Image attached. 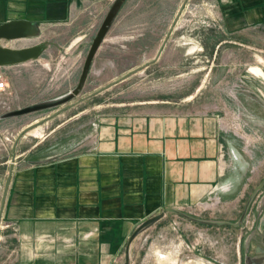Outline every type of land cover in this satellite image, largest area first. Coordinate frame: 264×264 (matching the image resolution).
I'll use <instances>...</instances> for the list:
<instances>
[{"label": "crops", "instance_id": "obj_1", "mask_svg": "<svg viewBox=\"0 0 264 264\" xmlns=\"http://www.w3.org/2000/svg\"><path fill=\"white\" fill-rule=\"evenodd\" d=\"M129 1L134 6L131 15L141 0ZM212 1L229 36L225 43L264 50V0ZM92 2L0 0V25L26 20L43 29ZM169 2L152 0V7L145 9L141 34L127 45L136 58L128 76L143 72L163 76L168 69L165 41L173 22ZM156 12L160 21L150 23L149 17ZM124 16L123 12L116 19L114 35L121 34ZM30 42L3 40L0 44L21 49L35 45ZM103 47L91 69L103 59ZM247 62L241 59L240 65ZM252 71L263 75L259 68ZM254 89L260 88L255 85ZM165 103L153 102L144 111L99 120L82 133L69 155L36 157L35 165L9 169L8 216L25 242L19 255L32 258L19 264H105L106 256L115 253L137 226L167 209L217 207L230 222L240 216L241 205L264 178V121L257 120V115L250 117L249 128H241L238 136L230 128L226 103L189 107L191 111ZM252 121L260 123V129Z\"/></svg>", "mask_w": 264, "mask_h": 264}, {"label": "rangeland", "instance_id": "obj_2", "mask_svg": "<svg viewBox=\"0 0 264 264\" xmlns=\"http://www.w3.org/2000/svg\"><path fill=\"white\" fill-rule=\"evenodd\" d=\"M116 2L93 0L43 29L35 25L36 34L26 39L33 41L30 44H46L43 55L11 68L0 66L7 83L6 91H0V264L32 259L19 255L25 242L16 222L8 216L6 185L12 167L16 170L35 165L39 163L33 160L36 157L44 160L67 155L92 124L112 115L144 111L157 101L185 106L187 111L192 110L189 107L226 103L230 128L238 136L241 128H249L246 121L250 117L257 115V120L264 121V50L225 43L229 36L219 7L212 0H170L174 14L165 55L171 63L163 76L149 72L128 76L136 67V58L127 45L141 34L144 12L152 7V0H141L131 15L134 6L125 0L102 42L104 47L108 45L103 47V59L91 69L81 95L59 103L77 86L91 44ZM123 12L121 34L114 35V24ZM159 14L149 17L150 23L160 21ZM241 59L248 62L240 65ZM254 68L263 75L252 71ZM255 85L260 89H254ZM30 108L32 111L18 114ZM241 119L246 122L244 126L235 122ZM248 200L233 222L224 220L225 214L217 207L196 206L182 211L198 219L233 225L199 224L167 213L131 240L144 221L115 253L106 256L105 264H264V189L257 192L243 221L236 226Z\"/></svg>", "mask_w": 264, "mask_h": 264}, {"label": "water", "instance_id": "obj_3", "mask_svg": "<svg viewBox=\"0 0 264 264\" xmlns=\"http://www.w3.org/2000/svg\"><path fill=\"white\" fill-rule=\"evenodd\" d=\"M124 1L125 0H117L112 12L108 16V18H106L105 22L103 23L102 27L100 28V30L96 34V36H95V38L91 44V47L87 53V56H86V59H85V62H84L82 72H81L77 86L75 87L72 94L68 98H66L65 100H63L59 103L67 102V101L71 100L72 98L78 97L79 95H81V93H82V91L86 85V82L88 80L94 58H95V56H96L104 38H105V35H106L114 17H115V15L117 14L118 9L121 7V5L123 4ZM35 34H36L35 25L30 21L13 20V21H10V22H7V23L0 25V43L3 40L15 41V40L26 39L28 37L35 35ZM45 50H46V44H36L34 46L25 47V48H21V49H12V48H8V47H4L0 44V66L1 67L2 66H12V65L22 64V63H25V62H28L31 60L38 59L43 55ZM94 95H96V94H93L90 97H92ZM88 98L89 97L84 98L83 100L78 102V104L83 102L84 100H86ZM30 111H32L31 108L22 110V111L18 112V114H24V113H28ZM262 189H264V179L262 180V182L260 183L258 188L253 192V194L249 198L247 205L245 207L244 213L241 216L239 222L237 224H235L236 226L241 224V222L243 221V219H244L255 195L257 194V192L259 190H262ZM167 213L177 214L181 217L187 218L188 220H191V221L199 223V224L217 225V226L233 225L232 223H229V222L202 220V219L192 217V216H190V215H188V214H186L180 210L167 209L164 212L160 213L159 215L154 216V217L146 220V222H144L141 225V227H139L136 230V232L131 237V240H133L144 227H146L148 224H150L154 221H157L158 219L164 217Z\"/></svg>", "mask_w": 264, "mask_h": 264}, {"label": "built area", "instance_id": "obj_4", "mask_svg": "<svg viewBox=\"0 0 264 264\" xmlns=\"http://www.w3.org/2000/svg\"><path fill=\"white\" fill-rule=\"evenodd\" d=\"M2 67H10V66H2ZM6 89H7V83L3 78V75L0 74V91H6Z\"/></svg>", "mask_w": 264, "mask_h": 264}]
</instances>
